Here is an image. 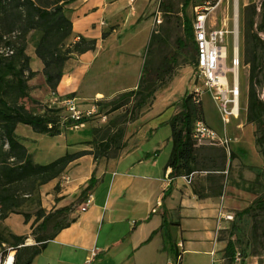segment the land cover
<instances>
[{
	"label": "crops",
	"instance_id": "crops-1",
	"mask_svg": "<svg viewBox=\"0 0 264 264\" xmlns=\"http://www.w3.org/2000/svg\"><path fill=\"white\" fill-rule=\"evenodd\" d=\"M159 1L74 0L65 5L72 40L78 35L94 39L95 49L74 55L65 62L55 93L60 98L73 99L77 108L85 110L92 105L99 109L107 98L113 99L135 89L156 19L152 13ZM211 25H214L212 20ZM235 31L237 33V27ZM234 46L229 66L227 54L225 56L227 69L231 67L234 54L239 57L235 36ZM39 64L42 69L40 60ZM234 83L239 89L238 67L234 74L227 73L228 87ZM200 85L192 83L189 91ZM227 95L230 97L229 93ZM236 109L228 124L238 118L239 94ZM175 112L161 111L160 106L152 103L149 111H139L133 122H143L135 136L138 140H123L122 150L115 156L102 154L94 160L92 154H87L65 168L60 175L65 181L53 195L57 200L52 202L51 211L69 205L72 211L66 215L63 228L46 241L30 264H166L178 252H181L179 264H220L223 261L218 259L225 245L217 238L221 226L218 200L200 198L184 176H168L170 130L167 121ZM243 136L247 137L244 130L237 134L239 140ZM240 141H232L236 144L231 150L234 155L235 150L241 148ZM79 150L85 149L76 147L72 152ZM262 161L256 155L252 164ZM92 174L96 183L86 197L91 202L80 211L86 199L79 204L77 197ZM60 176L47 184H56ZM166 193L168 196L161 199ZM75 206L78 207L74 209ZM178 243L182 244L181 250L177 248Z\"/></svg>",
	"mask_w": 264,
	"mask_h": 264
},
{
	"label": "rangeland",
	"instance_id": "rangeland-1",
	"mask_svg": "<svg viewBox=\"0 0 264 264\" xmlns=\"http://www.w3.org/2000/svg\"><path fill=\"white\" fill-rule=\"evenodd\" d=\"M165 1L171 3L172 12H164V7L159 2L155 5L152 15H156L160 22L154 20L151 32L154 40L148 44V50L145 51L144 57L149 60L154 69L161 66L168 53H176V40L183 37L180 11L183 0ZM236 1L237 12L235 10ZM236 1L223 0L213 11L211 20L214 26L218 25L227 31L228 36L225 37L227 66L230 65L229 60L237 27L238 70L240 74L238 118L231 124L224 125L217 104L210 93L205 91L201 94L202 121L207 126L210 125L209 127L214 129L220 137L227 139L228 144L220 145L210 141L194 143L193 175L190 184L195 187L200 198L214 197L218 200V220L221 226L217 238L218 241L225 243L229 232L232 233V240L237 251L236 263L238 264L240 257L244 256L246 264H264V212H256L254 216L245 215L241 219H237L235 216L236 212L250 205L256 198L264 196V161L258 165L252 164L256 155L261 159L262 157L255 145L251 148V144H254L255 124L246 121L248 72L251 56L254 53L251 35L255 32L254 23L258 21V15L254 13L256 0ZM243 4L244 6H242ZM186 14L188 16L191 14L190 5L186 8ZM235 17L237 23H235ZM0 30L5 37L13 36L18 41L11 47L12 49L17 47V43L19 44L21 41L24 43V53L28 56L27 66L36 71V74L26 81L27 97L19 95L10 86L4 85L2 87L4 98L9 104L22 105L32 113H43L46 110L59 111L58 122L61 133L57 136L35 134L30 127L22 124L16 127L17 138L25 145L32 160L37 163L50 162L65 151H74L76 147L102 156L103 152L98 144L107 135L116 137V142L104 154L105 156H107L106 154L115 156L122 150L120 145L123 140H138L135 136L143 122H136V124L133 122L138 117L139 111H149L152 103L160 106L161 111H177L179 109L177 103L182 93L188 92L192 83L201 84L192 67L194 53L186 50L184 53L176 55L177 63L174 66L171 79L156 89L151 103L145 104L140 110H133L136 111L135 113L133 111L129 113L134 103L132 98L115 110L110 108L109 102L112 99L107 98L108 100L101 103L98 111L92 117L78 127H71L65 119L66 111H63L61 99L56 98V102H52L53 89L47 85L39 66V60L34 54V47L40 33L29 30L22 37V29L19 24L14 25V28L10 30L5 22ZM105 31H107L106 28ZM258 34L264 39L262 33ZM70 41H72L71 36L63 41L61 49H65ZM5 51V45L0 42V53ZM6 79L9 77L7 76ZM228 82H231L230 75H228ZM260 93L261 96L264 95V83ZM262 98L264 100V96ZM135 127L136 131L133 132ZM243 130L247 133V137L243 136L240 139L242 140L240 150L236 149L235 156L229 160V151L236 148V144L232 141H240L237 134ZM249 141L252 142L250 145ZM2 150L6 151L7 146L4 145ZM245 161H249L248 164H244ZM63 181L65 179L60 176L56 184L49 186L46 183L34 191H29L30 184L15 185L13 199L19 203V206H14L17 213H10L7 218L0 219V233L5 237V241L0 243L1 256L15 255L13 251H10L13 245L11 235L23 236V245H38L35 237L42 234V231L36 228L38 221L35 218V212L38 209V203L44 212L51 211L54 207L52 202L57 200L53 195L60 191V184ZM77 207L75 206L74 209ZM227 216H232V219H228ZM67 218V216L58 217L57 221L62 224ZM49 231H51L50 228H48ZM30 251L31 249L21 251L22 260ZM220 258H222L221 255L218 256V259ZM220 264L227 263L222 261Z\"/></svg>",
	"mask_w": 264,
	"mask_h": 264
},
{
	"label": "trees",
	"instance_id": "trees-1",
	"mask_svg": "<svg viewBox=\"0 0 264 264\" xmlns=\"http://www.w3.org/2000/svg\"><path fill=\"white\" fill-rule=\"evenodd\" d=\"M73 1L0 0V29L5 22L10 30L14 28V25L19 24L22 29V37L29 30L40 33L34 47V54L42 63L41 70L45 81L53 89V92L63 75L64 63L71 56L95 49V40L86 39L81 35H78L77 41L72 40L65 49H61L63 41L71 36V21L65 15L64 6ZM192 3L193 0H183L180 7L183 37L176 40V53H168L164 62L157 69H154L149 60L145 58L137 87L120 93L115 99H112L109 102L111 110L117 109L131 98L134 100L132 111L140 110L145 104L151 103L156 89L171 79L174 66L177 63V54L184 53L186 50L192 51L194 53L192 67L195 69L191 14L190 16L186 14V8L189 5L191 7ZM159 4L164 7V12H172L173 7L170 2L160 0ZM254 13L256 14L255 9ZM258 33L264 35V0H260L258 21L255 22V32L251 35L254 53L251 56L249 67L246 106V121L255 124L254 145L264 161V100L262 98L264 95L261 96L260 93L264 83V40ZM15 39L13 36L5 37L0 30V42L6 48L4 53H0V219L7 218L10 213H17L14 206H19V203L13 199L15 185L30 184L29 191L37 190L39 186L59 177L75 159L92 154L93 159L96 160L99 156L98 153L89 150H79L65 151L47 163H37L32 160L27 148L16 136L17 125L28 126L35 134L57 136L61 133L58 122L59 111L46 110L43 113H32L22 105L9 104L2 95V87L8 85L14 92L27 97L26 81L36 74V71L27 66L28 56L24 53V43L21 41V43H17V47L11 48L18 42ZM153 40L154 36L151 35L148 44ZM7 76L9 79H6ZM177 104L179 109L167 121L170 130V152L166 166L170 168L168 173L170 178L188 176L192 173L195 143L192 137V128L194 121L202 120L201 102L193 99V92H185ZM85 121L86 119H82L80 122L84 123ZM115 141L116 137L107 135L98 144L101 152L104 154L110 150ZM4 145L7 146V150L3 152ZM234 156V153L229 151V160ZM95 183L96 180L92 174L87 180V185L77 197V203L80 204L86 199ZM169 189L170 185H168ZM167 196L168 193L164 194L161 199ZM71 211L72 205L44 212L38 203V209L35 212V218L38 221L36 228L42 231V234L35 237L38 245H23V236L11 235L13 245L10 251L15 253L14 264H30L34 256L44 248L46 241L52 239L54 234L63 228V223L57 221L58 217L66 216ZM256 212H264V196L256 198L250 205L236 212L235 216L237 219H241L245 215L254 216ZM252 226L254 227V224ZM48 228L51 231L48 232ZM4 241L5 237L0 233V243ZM29 249H31L30 253L22 260L21 251ZM221 256L227 264H237V251L231 232L225 240ZM238 264H246L244 256L240 257Z\"/></svg>",
	"mask_w": 264,
	"mask_h": 264
},
{
	"label": "built area",
	"instance_id": "built-area-1",
	"mask_svg": "<svg viewBox=\"0 0 264 264\" xmlns=\"http://www.w3.org/2000/svg\"><path fill=\"white\" fill-rule=\"evenodd\" d=\"M223 0H193L191 4V29L193 44L195 47V72L197 78L200 80L201 85L195 86L191 90L193 92V99L200 101L201 94L205 91L210 93L212 99L217 104V108L221 115V120L224 125L229 123L231 116L237 113L234 112V108L237 105V98L239 89L236 84H232L231 87L227 85V73L231 71L233 74L238 67V58L232 57L231 67L227 69L224 61L226 56V44L225 35L227 31L223 28H215L211 25V15L213 11L222 3ZM255 9L257 13L260 11V0H256ZM157 22H160L159 18H156ZM78 36L73 38V41H77ZM230 94L228 97L227 94ZM53 101L56 102V98L61 99L63 111H66L65 119L70 123L71 127H78L82 123V119H88L92 117L98 108L96 105H92L90 108L81 110L77 108L73 99L60 98L55 92L52 93ZM192 137L197 143L202 141H210L220 145H227L228 140L224 137H220L214 129L207 126L204 121L196 120L193 123ZM193 173L185 176L187 183L192 180ZM91 199L87 198L80 206V211H84L90 204ZM159 202H156L155 206H158ZM154 212L155 209L153 208ZM228 219H232V216H227ZM181 243H178L177 248L181 250ZM181 252H178L173 259H170L166 264H179L181 260ZM237 259V257H236ZM0 264H14V256L12 254L0 255Z\"/></svg>",
	"mask_w": 264,
	"mask_h": 264
},
{
	"label": "bare ground",
	"instance_id": "bare-ground-1",
	"mask_svg": "<svg viewBox=\"0 0 264 264\" xmlns=\"http://www.w3.org/2000/svg\"><path fill=\"white\" fill-rule=\"evenodd\" d=\"M235 1H236V0H235ZM237 7H238V6H237V1H236V2H235V10H236V12H237ZM235 16H236V15H235ZM235 23H237L236 17H235ZM234 50H235V46H234ZM233 57H234V58H238L236 54H234ZM234 110H235L234 112H236V107L234 108Z\"/></svg>",
	"mask_w": 264,
	"mask_h": 264
},
{
	"label": "water",
	"instance_id": "water-1",
	"mask_svg": "<svg viewBox=\"0 0 264 264\" xmlns=\"http://www.w3.org/2000/svg\"><path fill=\"white\" fill-rule=\"evenodd\" d=\"M236 40H237V33L235 31V44H236Z\"/></svg>",
	"mask_w": 264,
	"mask_h": 264
}]
</instances>
